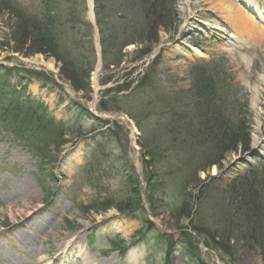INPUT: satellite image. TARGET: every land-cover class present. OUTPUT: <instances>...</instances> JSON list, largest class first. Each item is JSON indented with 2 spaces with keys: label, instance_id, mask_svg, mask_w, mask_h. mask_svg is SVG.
I'll list each match as a JSON object with an SVG mask.
<instances>
[{
  "label": "rangeland",
  "instance_id": "rangeland-1",
  "mask_svg": "<svg viewBox=\"0 0 264 264\" xmlns=\"http://www.w3.org/2000/svg\"><path fill=\"white\" fill-rule=\"evenodd\" d=\"M219 1L58 0L56 54L88 72L79 90L56 58L13 51L22 20L0 8V99L36 117L19 131L0 113V264H264L239 199L264 229V0Z\"/></svg>",
  "mask_w": 264,
  "mask_h": 264
},
{
  "label": "trees",
  "instance_id": "trees-1",
  "mask_svg": "<svg viewBox=\"0 0 264 264\" xmlns=\"http://www.w3.org/2000/svg\"><path fill=\"white\" fill-rule=\"evenodd\" d=\"M57 1L58 0H40V5L42 6V10H43L42 13L45 12L46 16L41 18V20L40 19L37 20L34 18V20L28 21V20H26L24 13H23L26 10L22 7L23 4L20 3L19 0H0V8H2L3 12H7L9 14L11 11H14V14L16 15L17 19L22 20V23H20V25L15 28V33H12V37H13L12 42H14L15 45H17V46H20V49L19 50H17V49L13 50L12 49L13 51L23 55L24 57H32L36 54H39V55H43V56L54 57L59 62L62 60V59L58 58L57 54H56V51L58 50V44L54 38V34L52 33V30H53L52 27L54 26V24L52 23V17L50 16V12L47 10V8L49 6H52L53 4H57L56 3ZM84 7H85V4H84ZM28 23H31V29L34 31L33 32L34 35L32 33H30L29 34L30 36H27V33H26L24 26ZM35 34H36V36H35ZM155 41L156 40H153V42H155ZM1 47H3V44H1ZM91 48H92L91 49L92 55L94 57L93 47H91ZM31 50H33V51H31ZM61 62H62L63 68L61 69L60 73L72 85H74L76 87V90L82 89L83 88V82L82 81H83V79H85L88 76L87 75L88 72H84L82 70H77L73 66V64H70V62H65V61H61ZM23 72H25V71H23ZM25 73L28 74L29 76H31V78L33 77L37 80H42V81L45 80V78L38 77L37 74H30L28 72H25ZM8 75H9V72L4 71V77L6 78ZM0 86H5L3 79H0ZM8 86L10 87V85H8ZM9 87H6L9 90L8 93L14 94L13 89L11 90V89H9ZM2 90H3V88H2ZM17 104H19V103H17ZM17 104L16 103H14V104L8 103L7 104V103H4V101H2L0 99V113L7 115L9 120H10V118H13L14 115L20 116L23 120L20 118V120H19L20 125H18L16 128L19 131H24L23 129H25L26 127L29 126L30 121L34 122V119L36 117L30 115L29 111H27L26 113L22 112L19 109V106ZM28 104L32 105L31 102H28ZM31 105H29V106H31ZM104 108L105 107H103L102 110H106ZM32 112L37 116L35 111H32ZM26 115H28L29 118H27ZM37 119H39V118H37ZM10 123L12 124V119L10 120ZM35 123H38V122L36 121ZM95 123L101 125L100 120H95ZM23 125L25 126V128L23 127ZM206 125H207V127H205V130H206L207 136L219 137V140H218L219 144L223 143L227 139V136L229 133L227 134L226 132H224L223 129L221 128L222 126H220L219 124L215 125V124H210V123H206ZM211 132H215V134H213ZM44 133H45V130H43L42 133H39V136L43 137ZM46 136H47V134H45V137ZM204 189H205V187L201 186V188H199V194L203 193ZM196 197L198 198V196H196ZM239 197H240L239 199L242 198L241 200H243L245 203V204L243 203L244 204L243 207L245 208L246 221H249L248 223H250V222L253 223L254 229L256 228V231L258 230V231L262 232V234H259V238H260V240H263L264 239V233H263L264 229L260 225V224H262V219H261L260 213H258L254 207H253V209L250 208L251 206H249V204L246 203L247 201L245 202V198H243L244 196H239ZM187 200L189 201V199H187ZM190 200H191V205H190V201H189V204L184 203L181 206V213L180 214L178 213L179 215H181V217H184L186 219H190V218L192 219L193 214H194L193 211L196 208L197 203H198V200H196L195 198L192 199V197H191ZM113 208L117 209L119 211L124 210L122 208L114 207V204H108L107 206L100 208L99 211L100 212H106L109 209H113ZM262 244L264 246V242ZM263 246L261 245V248Z\"/></svg>",
  "mask_w": 264,
  "mask_h": 264
},
{
  "label": "bare ground",
  "instance_id": "bare-ground-1",
  "mask_svg": "<svg viewBox=\"0 0 264 264\" xmlns=\"http://www.w3.org/2000/svg\"><path fill=\"white\" fill-rule=\"evenodd\" d=\"M222 1V0H221ZM221 1H219V2H217L218 4H220V6L222 7V8H224L227 12L228 11H230V8L228 7V6H223V1L221 2ZM212 4V3H211ZM247 9V8H246ZM261 22H263L264 23V18L262 19V21ZM200 25H203V26H207V24L205 23V22H202V23H200ZM213 30H221L219 27H217V26H212L211 27ZM190 48V47H189ZM26 191V190H25ZM25 193H30V189H28ZM26 204L27 203H23V207L24 206H26ZM39 209V208H38ZM31 214V215H30ZM24 216V215H23ZM44 217V214H42L41 213V211L40 212H38V213H36V211L34 212H32V213H29V214H27L26 216H24V218L22 219V220H27L28 221V223H30V224H28V226H32L33 224H34V222H39L38 221V219H42ZM12 237H13V239H15L16 241L15 242H19L22 246H29V245H27V240L26 239H24V238H22L21 236H19V235H12ZM80 237V236H79ZM18 242H17V244H18ZM9 244H11V242H6L5 243V245H9ZM78 246H81L79 243H78ZM23 248H26V247H23ZM0 251L1 252H3V251H5L4 250V248L2 247V246H0ZM83 251V247L82 248H80L79 249V252H82ZM84 252V251H83ZM82 252V253H83ZM12 255L13 256H10L9 255V257L8 258H4L3 260H4V262H5V264H12L13 262H14V260H15V258L17 257L16 256V254H15V252H13L12 253ZM84 258V257H83ZM93 260V259H92ZM43 261V260H42ZM41 261V262H42ZM14 264H16L15 262H14ZM37 264H39V263H37ZM89 264H92V261H90L89 262Z\"/></svg>",
  "mask_w": 264,
  "mask_h": 264
}]
</instances>
